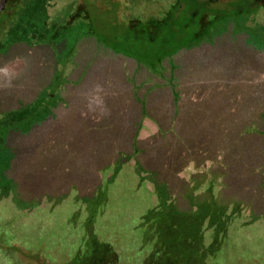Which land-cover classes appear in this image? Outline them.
Segmentation results:
<instances>
[{
	"label": "rangeland",
	"instance_id": "1",
	"mask_svg": "<svg viewBox=\"0 0 264 264\" xmlns=\"http://www.w3.org/2000/svg\"><path fill=\"white\" fill-rule=\"evenodd\" d=\"M18 1L1 9L26 6L35 17L41 7V0ZM44 4L59 24L83 0ZM161 8L146 2L136 15ZM23 18L15 17L19 23ZM22 35L32 36L16 27L14 36ZM32 41L12 44L0 55V113L33 100L35 84L28 79L38 61L46 68L40 88L60 67L52 47ZM64 68L63 102L30 131L9 132L13 147H26L11 167L12 191L0 198V251L16 247L6 264H69L91 235L110 251L106 264H144L153 248L143 218L162 200L177 215L192 213L205 247L213 240L208 218L217 219L212 203L217 200L226 212L217 235L222 247L205 264H264V0L199 47L165 60L163 73L110 54L92 39L78 42ZM82 73L84 85L72 84ZM135 133L139 150L133 153ZM68 157L76 167L67 175H45L49 161ZM100 192L105 197L92 209Z\"/></svg>",
	"mask_w": 264,
	"mask_h": 264
},
{
	"label": "trees",
	"instance_id": "2",
	"mask_svg": "<svg viewBox=\"0 0 264 264\" xmlns=\"http://www.w3.org/2000/svg\"><path fill=\"white\" fill-rule=\"evenodd\" d=\"M11 1V5H14L17 0ZM21 1L26 0L18 2ZM146 2L161 3L162 8L155 14L146 15L140 11L139 15H136L140 5ZM249 2H251L250 5H248ZM255 3L256 0H227L226 2L222 0H123V2L120 0H83V7L80 5L75 8L68 14L67 19L59 24H56L58 20H51L48 16L44 0H41V7L37 9L35 17L26 6H22L19 10H12L10 13L4 11V8L1 9L0 55L5 53L12 44L24 42L30 45V39H35L33 43L47 44L54 49L53 52H55L56 61L60 67L55 68V71L51 73L53 75L47 85L40 88L39 81H42L43 76L46 75L43 72L46 68L41 60L38 61V67L35 64L33 70V78L28 79L29 84L31 81L35 84L33 100L0 113V198L7 197L12 191L15 184L12 175L10 176L11 167L19 155L20 157L25 155L26 146L21 143L20 149L13 147L12 135L9 136V132L30 131L33 126L46 121L48 118L45 117L58 103L63 102L61 88L67 81L64 65L72 64V58L80 40L92 39L99 47L103 46L107 49L110 54L134 60L148 71L163 73L165 60L173 58L182 50L199 47L201 43L211 39L214 33L230 20L253 14ZM240 4L244 6L240 7ZM7 9L10 10L9 7H6ZM18 15H25L23 23L16 21L15 17ZM16 27L21 28L23 34L28 32L32 36L30 38L26 35L14 36ZM122 70L125 68L123 67ZM83 75L82 73L81 77L74 79L72 84L80 83L82 87L86 81ZM22 81H18V86L22 85ZM136 134L131 146L133 153L139 150L136 147ZM71 140H66L69 144L65 142L66 148L73 147ZM221 147L219 145L217 151H221ZM112 151L115 150L112 149ZM36 153L34 152V156ZM115 153L118 152L115 151ZM42 155V150H39L36 158L37 170L44 164ZM50 156L54 157V153L49 152L48 157ZM68 158L56 164L49 161L47 168H43V171H46L45 175L51 178L67 175L64 173L76 167L73 166L74 161ZM135 158L139 170L145 171L141 167L140 157ZM115 161L116 158L112 157V161L110 159V162ZM76 165L79 166V163ZM108 167L109 164L105 168H99L98 172ZM40 171L41 169L38 170L39 175H41ZM83 171L84 169L81 170ZM42 195L46 198L48 196L45 192ZM104 197V192L98 193L97 200L92 201L94 203L92 209L98 208ZM216 201L212 203L210 209L216 212L217 219L208 218L209 226L213 227V240L208 247L202 243V235L197 230L198 220L192 221L194 218L190 215L192 213L184 216L177 215L171 209L172 207L165 206L163 200L150 209L143 220L147 225L153 250L144 264L157 262L160 264H205L208 258L215 256L222 247L217 235H222L226 223V218H221L226 216V212ZM79 248L74 250V256L69 264H106L110 258V251L106 248V244L100 243L92 235L86 238ZM15 250L16 247L12 246L5 252L0 251V264H6L5 260L14 259ZM112 261L117 260L111 252Z\"/></svg>",
	"mask_w": 264,
	"mask_h": 264
},
{
	"label": "flooded vegetation",
	"instance_id": "3",
	"mask_svg": "<svg viewBox=\"0 0 264 264\" xmlns=\"http://www.w3.org/2000/svg\"><path fill=\"white\" fill-rule=\"evenodd\" d=\"M1 1H2V0H0V3H1ZM7 3H8V0H5L4 3H3V6H4V7H2V8H5ZM0 7H1V4H0ZM0 10H1V8H0Z\"/></svg>",
	"mask_w": 264,
	"mask_h": 264
},
{
	"label": "water",
	"instance_id": "4",
	"mask_svg": "<svg viewBox=\"0 0 264 264\" xmlns=\"http://www.w3.org/2000/svg\"><path fill=\"white\" fill-rule=\"evenodd\" d=\"M4 1H5V0H2V1H1V3H0V4H1V7H0V8L3 7V3H4Z\"/></svg>",
	"mask_w": 264,
	"mask_h": 264
}]
</instances>
